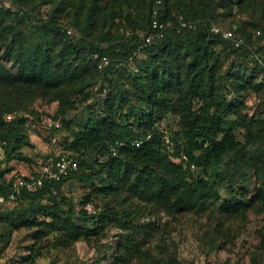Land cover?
I'll list each match as a JSON object with an SVG mask.
<instances>
[{
    "label": "trees",
    "instance_id": "1",
    "mask_svg": "<svg viewBox=\"0 0 264 264\" xmlns=\"http://www.w3.org/2000/svg\"><path fill=\"white\" fill-rule=\"evenodd\" d=\"M51 2L0 0V196L6 199L17 177L32 182L42 176L34 190L21 189L11 201L13 208L0 204V229L7 228L8 236L12 230H31L24 263L32 264L50 237L60 249L77 241L97 248L113 226L122 232L109 246L107 264H178L172 222L219 201V213L234 220L244 221L248 211H264V182L253 195L247 196L244 186L236 189L249 181L248 169L257 181L264 180V117L254 120L243 113L239 95L244 85L255 86L253 75L246 76V66L241 73L221 71L223 61L218 59L220 51L264 68V44L255 48L247 28L234 18L222 29L236 38L241 39L237 32L244 36L239 47L212 31L217 9H223L222 17H232L236 8L264 13V0H161L157 5L155 0H60L70 13L66 26L75 35H67L53 13L37 17L36 9ZM154 9L164 28L159 38L144 45L134 31L149 30ZM177 20L194 25L183 27ZM251 29L264 35L263 26L252 23ZM93 51L121 64L97 69L90 58ZM97 84V94L104 95L101 101L92 96ZM37 100L57 105L54 116L45 120L61 121L58 128L48 126L47 141L58 151L56 156L50 153L52 170L61 154L75 158L77 170L58 180L38 170L6 180L12 171L7 165L25 159L20 149L28 139V116L39 115ZM78 104L88 112L83 123L73 119ZM7 114L12 116L9 121L4 119ZM167 117L176 123L168 136L158 127ZM61 126L68 133L59 141ZM85 152L95 154L93 159L87 161ZM38 160L49 163L48 156L36 158V164ZM70 179L91 189L80 207L60 193ZM226 180L233 196L219 200ZM92 198L102 205L88 212L85 205ZM153 208L168 220L152 217Z\"/></svg>",
    "mask_w": 264,
    "mask_h": 264
},
{
    "label": "rangeland",
    "instance_id": "2",
    "mask_svg": "<svg viewBox=\"0 0 264 264\" xmlns=\"http://www.w3.org/2000/svg\"><path fill=\"white\" fill-rule=\"evenodd\" d=\"M182 1L169 0V3ZM64 8L65 4H61L60 0H52L47 7L42 5L36 9L35 14L39 18L46 19L49 17V14L53 13L52 15L55 16V20L59 24L66 26L70 23V13ZM61 9H64V11L59 12ZM223 12V9L220 8L216 10L215 26L217 25L221 28L228 29L231 20L234 18V23H241L247 28L255 48H259L264 44V35L262 32L259 31V35H257V30L251 29L252 23L263 26L264 28V13H251L250 11L236 8L232 11V17L226 15L222 17ZM56 13L57 15H55ZM178 16L181 18L180 15ZM237 35L241 39H245L239 32H237ZM259 55L262 54L260 53ZM218 59L223 61L221 71L231 69V72L241 73L242 69L245 68L244 66H246V76L253 75L255 86L252 87L251 84L244 85L245 87L239 92L243 104L242 111L254 120L263 118L264 68L255 61L243 60L233 54L226 55L220 51H218ZM232 65L235 68H232ZM236 65H239L240 68H237ZM99 86L100 84L95 85L92 90V96L97 101L98 99L101 101L104 96L102 93L97 94ZM56 106L55 103L47 104L39 100L35 101L34 107L39 115L38 117L35 114L28 116L24 131L28 139L24 141L25 144L20 149L25 159H14L7 165L12 171L5 174L6 180L12 175L33 176L38 170L37 164L35 163L36 158L48 156V161L51 164L50 153L55 156L58 154V151H55V149L52 150L47 141L49 133L48 126L51 121L45 120V116L49 118L54 116ZM73 114V119L80 123H83L88 118V112L84 110L81 104L76 106ZM40 116L42 120H40ZM53 120L59 121L61 125L59 118H54ZM175 124L173 118L167 117L158 124V127L163 131L164 135L168 136L170 131L175 130ZM61 128L64 129H61L57 134L59 141L68 133V127L61 126ZM238 136L239 138L243 137L241 136V131L238 133ZM240 150L245 155V151L241 148ZM94 155L85 152L84 158L88 161L93 159ZM3 159L4 154L0 149V168L4 166ZM228 160L229 158L226 157L222 163V168L225 170L228 168ZM247 172L250 174L249 181L245 184L241 183L238 185L239 187L235 188L240 190V186H244L248 196L253 195L256 187L261 182H264V180L261 178L257 181L249 169ZM228 184L229 181L226 180L225 185L220 186L218 190L219 200L230 199L233 196V192L227 189ZM90 191V187L77 183L73 179L65 181L60 188L61 195L75 203L78 207H80L79 203L85 200ZM219 203L220 201L202 213L188 214L177 219V222H172L173 231L170 233V237L173 239L172 250L174 251L178 264H264V250L260 249L261 234H264V211H248L244 221L234 220L219 213L217 209ZM101 205V200L92 198L91 202L85 205V209L88 212H93L96 210V206ZM14 206L15 203L10 202L6 203L4 207L11 209ZM151 215L152 217H157L161 222L167 219L155 208H153ZM5 225L9 226L8 223H5ZM80 225L82 226V224ZM6 229H0V264H27L24 263L23 256L28 253L27 249L32 243L31 230L29 228L12 230L8 236ZM121 232V230L113 226L107 228L103 239L97 242L99 243L97 244V248L87 246L83 241H77L69 244L66 248L60 249L52 245L54 238L50 237V244L46 249L41 251L40 256L32 264H107L111 252L109 246H114L117 235ZM217 246H220L219 248L221 249Z\"/></svg>",
    "mask_w": 264,
    "mask_h": 264
},
{
    "label": "built area",
    "instance_id": "3",
    "mask_svg": "<svg viewBox=\"0 0 264 264\" xmlns=\"http://www.w3.org/2000/svg\"><path fill=\"white\" fill-rule=\"evenodd\" d=\"M155 4L156 5L161 4V0H155ZM155 13H156V11L154 9L153 17H152V20L150 22V28L148 31H142V30H135L134 31V34L139 35L142 38L144 45L150 44L153 39L159 38L162 34L164 25L160 24L157 21V19L155 18ZM177 21L183 27L192 28L194 25L192 22H185V21H181V20H177ZM212 31L216 34H220V36L222 38L230 40L234 47H239L242 44L241 39L236 38V36L231 31L224 30L221 27L215 26V25L212 27ZM65 33L67 35H75L76 34V32L68 26H65ZM99 46L103 47L104 44L101 43V44H99ZM139 50H140V47H138L135 50V53H138ZM135 53L128 56V58H127L128 61H132V58H133ZM90 58L94 62L97 69H104V68H108V67L117 68L121 64L117 60L110 58L109 56L102 54L99 51H93L90 54ZM11 117H12L11 115L7 114L4 116V119L6 121H9L11 119ZM49 125H53L55 128L59 127L58 122H52L51 121L49 123ZM54 143H55V139L52 138L51 144L54 145ZM165 143L169 144V141L166 139ZM1 144H2V142L0 141V148H1ZM135 144L138 145L139 142H136ZM168 147H169V145H168ZM182 157L184 158V156H182ZM37 165H39L38 172L40 175L48 173L50 178L58 180L62 177L63 178L66 177L71 172L76 171L77 167H78V162L75 158L69 156L68 154H61L58 157V159L55 161L53 170H52V167L50 166V163H46V164L42 165L41 160H38ZM191 168H193V165H191ZM41 177L42 176L36 178L32 182L23 180V178H21V177L15 178L14 180H12L10 193L7 195L6 199H4L3 197L0 196V204L10 203L11 201H13L15 196L17 194H19L21 189H23V188H26L28 190H34L36 187H38L42 184Z\"/></svg>",
    "mask_w": 264,
    "mask_h": 264
},
{
    "label": "water",
    "instance_id": "4",
    "mask_svg": "<svg viewBox=\"0 0 264 264\" xmlns=\"http://www.w3.org/2000/svg\"><path fill=\"white\" fill-rule=\"evenodd\" d=\"M239 155L243 156L244 155V152L240 150V148L237 149Z\"/></svg>",
    "mask_w": 264,
    "mask_h": 264
}]
</instances>
